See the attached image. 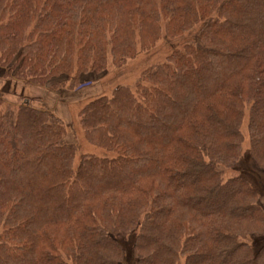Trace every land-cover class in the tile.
<instances>
[{"label": "trees", "instance_id": "trees-1", "mask_svg": "<svg viewBox=\"0 0 264 264\" xmlns=\"http://www.w3.org/2000/svg\"><path fill=\"white\" fill-rule=\"evenodd\" d=\"M158 43L132 87L80 109L105 154L75 165L73 130L32 90H76ZM0 78L34 99L0 95V264H127L129 234L134 264H264V197L224 176L246 112L264 170V0H0Z\"/></svg>", "mask_w": 264, "mask_h": 264}, {"label": "rangeland", "instance_id": "rangeland-1", "mask_svg": "<svg viewBox=\"0 0 264 264\" xmlns=\"http://www.w3.org/2000/svg\"><path fill=\"white\" fill-rule=\"evenodd\" d=\"M155 54L150 56H145V54L138 55L134 60L127 62V64L118 70L110 68L108 74L100 79L94 77V80L89 77H84L76 90L68 92L65 89L61 92L62 95H58L57 91H52L49 87L44 88H34L33 93L41 99V102L51 109H54L56 115L67 125L73 133L75 134V142L78 145V151L75 156V165L78 163V159L81 154H93L96 156H103L105 153L102 150H99L91 145H89L83 137V133L79 126L78 113L80 109L90 100L101 96H109L112 91L118 86H129L132 87L137 79L139 78L142 71L146 66L162 60L166 54V48L162 43H158ZM5 83L0 78V95H2L3 100L9 104H18V105H32L30 101L31 93L26 92L22 93V86L17 85L15 88L13 84L5 86ZM94 83V84H93ZM58 97L59 99H57ZM39 103H34L36 105ZM247 123V112L245 113V118L242 124V133L244 141L242 144V156L239 164L230 170L225 171V178L232 176H244L246 177L257 193L261 198L264 197V170L258 169L253 166L250 155H249V143L248 135L246 131ZM74 137V136H73ZM263 205V204H262ZM134 239L133 234L125 236L123 239L124 251H126L125 262L127 264H134V259L130 250V244ZM132 247V246H131ZM130 250V253H129ZM131 257H130V255Z\"/></svg>", "mask_w": 264, "mask_h": 264}]
</instances>
